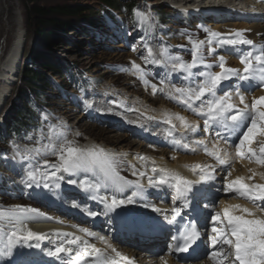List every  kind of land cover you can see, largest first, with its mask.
I'll list each match as a JSON object with an SVG mask.
<instances>
[{
    "label": "bare ground",
    "instance_id": "bare-ground-1",
    "mask_svg": "<svg viewBox=\"0 0 264 264\" xmlns=\"http://www.w3.org/2000/svg\"><path fill=\"white\" fill-rule=\"evenodd\" d=\"M167 1L169 2V4L174 5V8L177 9L180 8L185 14L191 13L197 16V18L202 17V15L206 13L211 14L215 17L227 16V12H228V10L226 9L221 10L220 8L216 6H212L211 4L209 7H206L204 9V6L200 5L205 3L204 0L201 1L200 0H167ZM223 2L228 5L229 9L233 8L232 3L238 2L240 5L246 8L245 9L246 11L243 12L245 16L241 18L237 14L242 15V13L236 12L235 10L234 13L235 15H237L234 16L233 22L235 23H231L230 20L225 21V25L217 24V26H215V29L212 28L211 32L204 31L203 35L209 36L210 33H219V34L223 33L225 37L231 36L236 40L249 39L252 40L253 42H258L263 40L264 0H223ZM15 25L17 26L16 32L13 36V41L10 45V48L8 49L4 57L3 55L0 56V110L3 107L5 108L6 104L4 105V103L6 99L8 98L9 95L11 96V85L12 82L15 80V77L18 76L20 72L19 65L21 63L19 64V61L20 60L22 61L24 49H25L24 47L26 46L25 45L26 37L21 29L22 26L21 21L18 19ZM219 26H223V28H220ZM97 27L98 26H95V28ZM93 29L94 27L91 28V32ZM237 31H239L241 35L236 36L235 33ZM204 42L201 43V46L207 48L208 54H209V48H212L215 51V49L212 46H208V43H204ZM230 47L231 46L229 45L221 44L217 48L216 53L222 54ZM141 51L139 50L138 53H141ZM151 54L153 56L157 55L155 50H152ZM134 63L139 64L137 61ZM68 65L70 66L69 63ZM145 65H146L145 68L150 69V72L146 73L145 78L152 81H156L157 77L163 72V69L154 68L152 65L146 63ZM140 66L142 67V64ZM127 75L126 77L128 79H131L132 82H128L124 87V89L129 91L132 90L134 92H130L129 95L126 93V91L119 94L125 97L127 95L128 98L131 99L129 100L131 102L130 103L131 108H137L136 110L138 111V108L142 107L143 109L139 110L138 113L150 117L152 120L151 119L149 120H151L152 123H153V119H156L154 121H162L164 123L163 125L164 130H166V128L168 129L169 127L173 128V131H170L171 133H173V137L166 140L168 147L171 148V153L167 152L166 149L162 150L158 146L154 148L152 140L147 139L145 135L144 137H142L141 132L143 130L159 131V128L162 127L160 123L156 124L154 122L155 126L153 125L154 127L153 126L150 127L149 126L151 125L150 122H148V120L146 119L147 117L145 118L144 116L146 122L142 123L143 125L140 124L139 126L140 131H138L136 125L139 122L136 116L128 117V114L126 116H123L121 113L113 111L112 107H110L109 104L108 105L105 104L106 103L105 100L108 101V98L111 99L112 102H116V103L119 102L118 104L120 105L127 104L128 99L127 98L124 99V97L123 96L121 97L120 95H113L112 92L109 94L107 93V91L104 90L102 94L101 93L95 94L94 96L98 98L101 97L105 98V100L99 102L94 101V103L91 105L90 111H87L84 100L83 102L80 103L79 107L81 110L78 114L79 118L77 123L84 120L96 126H102L110 130L112 129L114 130L113 132L116 133L115 129H117L119 132H121L122 129H124L123 126L117 125V123L119 124L122 122L124 123L123 125L126 128V133L129 135V138L126 141V137H125L126 135L122 136L120 134L118 136L114 133L113 135L115 136H113L110 134L111 131H107V132H103V134L105 135L110 134L103 136L105 138V142L106 141L113 142L112 140L115 139L117 141L115 144L118 145L119 147L118 148L115 145L119 149L118 151H116V149H113L112 147H108L107 145L109 144L104 143V141L103 143L99 144L96 141H92L89 139H85L84 143H80L81 145H79L78 148L86 149V150L103 149L105 153L109 154L112 157V160L116 156L118 157L121 156L125 158L126 162H128V164H130L131 166V168L130 166L128 167L130 168V170L127 171L128 173L125 170L121 172L119 171L120 173H122L123 177L125 178L126 177L134 178L135 176H138L137 174L140 175L142 172L145 173V170L148 171L149 173L148 177H150L151 174L158 175L159 178L161 176H165L166 178H168L170 183H168V186L163 187L162 193L163 195L164 193H169L170 196L171 194L170 191H172L173 197L168 199L166 196L161 195V197L154 199L153 201L154 205H148L146 208L144 206H140L137 204L134 205L129 204L126 199H123L125 203L119 205L118 207L108 208L104 203H101L100 200L101 198H106L107 203L111 204L112 196L106 195V193L110 191L104 189L103 187H100L99 191H97V187L92 180V177L94 179L96 178L93 176L94 172L88 174L87 176L81 173H76L74 176L71 177L65 173L63 174L65 176L64 180H57L55 183L50 184L49 188L47 189L44 188L50 198L46 199V201H41L38 203L39 207H36L39 209L37 210L38 212L23 214L22 216V219H24L23 223H21L19 220H16L15 222H11L9 220L8 214L14 213L11 211L17 212V208L15 210L12 208L14 204L11 205V208H9L10 207L9 205L8 208L11 210L7 212L3 217H0V231H2L4 227H7L9 229L8 233L3 238L0 239V264H19V263L46 264L47 262H51V264H58L59 261H60L59 264H68L69 262L68 251H65L63 253H58L55 255L50 254V253H55L56 248L60 247L61 245H64L66 249L72 248L74 250L72 256L73 259L75 258V252L78 251L84 254L85 256L84 261L92 262L95 260L94 254L91 256L89 255V252L91 250L90 249L86 250L85 247L86 244L94 245L95 248L100 249L101 252L104 253L107 260L115 261V264H154L155 263V259L148 257L143 251H146L147 249L150 248V245H145V241H147L148 244H151L153 241H165L164 237L162 239H151L149 232L147 230L153 229L155 231L157 228H159L160 232L163 233L166 232V228H165L166 225H164V223L162 224V222L164 219L169 217V215L173 212V208L176 206L174 196L176 195L175 197H177L176 189L171 186L175 184V180L171 179V177L174 175H179L183 179L189 181L193 189L201 187L200 184H196L195 182H197L196 178L199 177L198 175L200 174L205 175L204 163H203L204 160L202 158V155L197 156L192 150H188L184 148V145L186 144V141L188 140L189 137L195 139V141H200V138H198L197 135L195 134L197 131L195 132L192 131V133H189V129H185L184 127H182L180 120L176 118L177 116L184 117L187 123L193 129H195V126L198 124L196 119H194L190 115H187V113L182 110L183 106L178 102V95H176L175 99L167 100L169 98H165L164 93L168 91V89H164V91H160L157 94H155V96H153L152 88H150L151 89L150 93L148 92V94H146L144 93V91L145 90L148 91V88L145 85V82L141 81V79L139 78V74L134 73L133 71L132 73L131 72L127 73ZM135 87L137 89H135ZM137 95H139L140 98ZM92 98H93V94H91L89 97L90 104ZM140 99H142V101H144L145 103H148V106L146 105L147 106L146 107L144 104H142V101H140ZM167 101L171 102V104H173L174 107L169 108V105L165 104V102ZM239 101L240 99L233 100L232 104L240 108L239 107L240 105H238ZM156 104H159L157 108L155 106ZM103 106H105L104 109ZM243 107L244 105L242 106V108ZM88 112L93 113V115H89ZM169 119H171V124L167 122ZM71 120H72L71 118L63 117V122L65 123L61 125V128L64 130L62 133L64 137L63 144L69 142V138L82 140L85 137V134L77 133L75 129L72 130V128H74V126L77 124H74V126H72L70 124ZM2 123H4V120H2ZM86 125L88 126V124ZM89 128L90 126L88 127V129ZM77 129L80 130L81 128H76V130ZM69 130L70 133H68ZM80 131L84 133L82 130ZM137 139L140 141H138ZM176 139L180 141L178 145L175 143V141H177ZM141 140L145 141L144 142L145 144ZM126 142L127 144H125ZM134 146H136V149H133ZM202 148L203 147H201V149ZM227 157L231 159L233 155L227 156V154H225V159ZM48 158L49 160L57 159L56 156L53 157L52 155H49ZM117 160L119 161V159ZM48 164H52V163H48ZM43 165L44 164L41 163L40 159H36L32 162V164H30V170L40 169V171L37 173V175L39 176L37 177V179H39L40 176L43 174V172L47 170L42 167ZM195 165H200L201 168L194 170ZM153 168H156L158 171L156 173H153L152 171ZM260 168L261 169L263 168L262 165L257 164V167L254 168L255 171H252V173H256L255 184H264V172ZM160 169H163L164 171L160 172L159 171ZM136 170L138 171L143 170V171L138 172ZM237 170L239 169L232 168L231 177L233 180H235L237 177H241L239 174H242L243 170L241 171V173L240 172L238 173ZM134 172L136 173L135 175L133 174ZM69 178L75 179L77 183L76 184L67 183V179ZM20 180L22 183V186L20 185L21 186L20 188L23 189L22 192L28 193L30 187H28L26 184L28 180L27 174L26 173L20 174V179L17 181L18 184H20L19 182ZM142 180L145 182L146 179L143 178ZM244 180L246 183H252L247 178H244ZM81 181L83 182L81 183ZM129 187H131L132 189V187H135V185L130 184ZM207 187L208 185L205 184L204 188ZM187 191H189V186L182 184L181 194L182 192L186 193ZM191 194L193 196L192 191ZM69 195L78 198L82 204L77 206L76 205L73 206L70 204H62L60 201H62L63 196H69ZM138 198H139L138 196H135L133 197V200L138 202L139 201ZM210 198L212 201H214V193L210 195ZM233 198H241L242 200H244V202L235 201L234 205H232V203L231 205L226 204L225 208H228L231 214L245 215L244 213H241L238 208L234 207L238 205L240 207L248 208L252 210L255 213L256 217L264 218V212L257 211L252 202H250L249 200L243 197H240L239 195L233 192H228L225 195V197L222 198L221 203L224 202L227 203L228 200H231ZM194 199L200 200L201 199L200 193H197L194 196L193 200ZM208 206L211 209V212L215 214L216 211L214 210V207L211 206V203H208ZM193 208L195 209V213L197 214L203 212L201 211L202 209L207 211V209H205V205L203 204L200 205L196 204V206ZM154 209H158L159 211H154ZM53 211H56L58 215L55 214ZM91 213H96V215H92ZM46 215H49V217H47ZM204 218L205 217L203 212V216L200 221L204 222ZM245 218L251 219L253 217H249L245 215ZM107 225H109V227L112 229L110 232L108 231V229H106ZM81 229H88L93 235L88 236L87 234L82 232ZM28 231H32L36 233L39 238L34 237L31 240H22L21 237L26 236ZM13 232H15L16 235H12ZM65 234L68 235L66 236ZM167 235L168 234H166L165 237ZM76 237H79V241L76 245L70 246L67 244L68 239H74ZM137 238H141L142 243L141 241L139 242L131 241V240H137ZM139 243L140 245H136ZM131 244L136 245V247H132ZM39 245H42L43 248L49 250L48 258H46L43 255H34V257L40 259L39 260L26 259L25 257H27V255H30V252L34 253L37 251ZM154 245L160 246L159 250L157 251V255L161 256L163 253V250H161V243L156 242ZM31 247L34 248L30 249ZM218 248L219 247H217L216 249ZM113 249H115L116 251L114 252ZM117 252L120 254L119 256L116 254ZM212 262H215V260L212 259ZM171 264H182V263L172 262ZM185 264H207V263L191 260V261H187V263Z\"/></svg>",
    "mask_w": 264,
    "mask_h": 264
},
{
    "label": "rangeland",
    "instance_id": "rangeland-1",
    "mask_svg": "<svg viewBox=\"0 0 264 264\" xmlns=\"http://www.w3.org/2000/svg\"><path fill=\"white\" fill-rule=\"evenodd\" d=\"M124 1H134L135 5L133 9H139L140 13L142 14V18H138L137 16H135L133 14V9L131 12H124L122 14H119V12L113 13L112 11L108 10L111 14L117 15L118 19L113 20V17L111 15L109 16V18L102 17V22L98 25L97 28L94 27L92 32L90 30L87 31L82 27L71 29L67 33H62L65 37V41L63 40L64 42L58 43L53 48H49L36 41L35 36L32 32V27L27 22V12L22 0H0V56L3 55L4 57L8 49L10 48V45L13 41V36L16 32L17 26L15 24L18 19L22 23L21 29L26 37V46L24 47L25 49L22 63L21 61H19V64L21 63L19 65L20 72L12 82L11 96L9 95L10 97L8 96V98L6 99L4 103V105L6 104L5 108L3 107L4 109L1 108L0 110V119L3 118L6 122L11 115H15L16 109H18L23 104L21 100V102H19L16 101L15 98L18 95L20 96L21 91L25 90L27 87L25 85L23 75L24 63L30 64L33 68H36L35 64H37L38 70L41 73H44L45 76L52 82H54L55 80L56 83H60V87L62 90L61 92H59L55 87H53L52 89L50 88L48 90H43L41 95L37 96V98L40 100V105L37 106V109L41 116L39 119V128H36L35 130H32L30 132L29 139L21 140L15 138L11 134H9L6 126L2 127V130L6 132L4 133V140L0 142V202L3 201L5 204H7V210H11L9 208H11V205L14 203H16L12 206L14 210L20 203L24 204V206L20 205L23 207H39L38 203H30L31 201L27 200L29 195L35 194V190L37 187H32L30 189V192L27 191L28 193H23V189L20 188L22 186L21 180L19 181L20 184H18L17 181L20 179V174H27V172L30 170V164H32L33 162L32 160L40 159L41 163L43 164H45V162L52 164L59 163L57 159L49 160L48 156H56L52 152V149L55 148L58 152L61 148V145H64V137L62 134L64 130L61 128V125L65 124L63 122V117L71 118L72 120L70 121V124L72 126H74V124H77L74 126V128H72V130L75 129L77 133L85 134V137L82 140L69 138L71 146L78 147L79 145H81L80 143L85 142V139H89L92 141H96L99 144L103 143L104 141V143L109 144L107 145L108 147H112L113 149H116V151H118L119 147L115 144L117 142L115 139L112 140L113 142H105V138L103 137L110 134L113 135L115 133L113 132L114 130L106 129L102 126H96L84 120L77 123L79 118L78 114L80 112V103L84 100L86 106L90 108L94 101L99 102L105 100V98H98L94 96L95 94H102L103 90L107 91V93L109 94L112 92L113 95H120L119 93H122L124 91H126L128 95L130 94V92H134L132 90L129 91L124 89L128 82H132L131 79H128L126 77V75L127 73H132L134 71L132 69V62L136 61L139 63V65L142 64L141 68L144 70V72L147 70V68H145V60L142 57L149 56V48H152V50L156 51L157 55H152L155 59H161L160 52L162 49H165L166 46V51L171 54L172 58L178 56L182 58L184 62L190 63L192 60L191 49L194 44L201 45V43L205 41L204 43L211 42L212 45L217 41L216 38H209V36H211L210 34L209 36L203 35L204 31L211 32L212 28L215 29V26H217V24H224L222 23L221 20L223 19L221 18L213 19L210 16H202L197 19V16L195 15L193 16L191 14H185L182 9L174 8V5L169 4L167 0ZM204 2L206 4H211L212 6H216L222 9H226V7L228 6L223 2V0H204ZM205 3L200 5L205 6ZM64 5L83 6L84 4L80 0H39V6L43 7L44 9L55 10V8ZM86 6L89 8L88 10L92 11L102 9L96 3H89L86 4ZM232 7L240 8L242 7V5H240L238 2H234L232 3ZM158 11H165L168 14H174L178 17L171 20L170 23L164 27L165 34L159 36L158 38L160 39H157L159 41H156L153 39L155 37L152 36L151 31L154 30V26L156 25L155 13ZM144 27L147 28L146 31L144 30ZM219 27L223 28V26ZM139 50H142L141 53H138ZM202 52L205 63L211 64L213 65V67L211 69L200 68L194 71L208 70L212 72H219L220 57H209L207 55V48L205 47H202ZM32 53L38 54V56H40V58L44 60H54L57 63H59L60 61L69 63L71 71L73 72V77L71 78L68 73L63 75L61 78L53 77L52 74L41 68V64H39L38 60L33 59ZM25 57L26 61H24ZM222 57L223 60L226 59L225 67H233L236 66V64L239 66L240 64L237 53L235 51V47H232L228 51V53L224 54V56ZM164 68L167 72H172L173 70L172 65L169 64H166ZM81 76H83L84 79H81ZM169 79L171 81L170 83L163 84L161 82L146 80L147 83H145V85L147 86L148 91L145 90L144 93H150L152 84H155L159 89H162L165 86L162 91H164V89H168V91L164 93L165 98H167L174 95V88L182 87L181 83L184 84L190 82L189 80H185L184 78L183 80L180 79L179 82L173 80L172 77H169ZM85 80L86 83L84 82ZM156 81H158V78ZM83 85H85L86 88ZM79 86L82 88L81 91L78 89ZM135 89L137 88L135 87ZM91 94H93V98L90 104L89 97ZM152 95L155 96V94H153V91ZM27 96L32 100L34 94L28 93ZM120 96L122 97L123 95ZM137 96L140 98L139 95ZM123 97L124 99H128V103L125 105H120L118 104L119 102H112V100L109 98L108 101L105 100V104H109V106L112 107L113 111L121 113L123 116H126L127 114L128 117L136 116L139 122L136 125L137 127H139L140 124L146 122V119L148 120V122H150V127L153 125L155 126L154 122L156 124L160 123L161 125H164L162 121H154L156 119H153L152 123V119L150 117L138 113L139 110L143 109L142 107L138 108V111L136 110L137 108H131V102L129 101L131 99L128 98L127 95L126 97ZM140 101H142V99H140ZM142 104L148 106V103H145L144 101H142ZM165 104L169 105V108L174 107L171 102L167 101L165 102ZM155 106L157 108L159 104H156ZM104 107L105 106H103V109ZM88 114L93 115V113L91 112H88ZM144 116L145 118H147L145 119ZM86 124H88V126ZM123 124L124 123L122 122L119 124L117 123L118 126H123L124 129H122L121 132L115 129V134L118 136L120 134L122 136L126 135L125 137L127 141L129 135L126 133V128ZM89 126L90 128L88 129ZM76 128H81L80 130H82L84 133H82L79 129L76 130ZM107 131H111L110 134H103V132ZM162 131V128H160L159 132L162 133ZM159 132L156 133L159 134ZM68 133H70V130L68 131ZM159 138V140H162L160 134ZM144 142L145 141H143V143ZM125 144H127V142ZM157 146L167 148V146L165 145L161 146L153 144L154 148H156ZM133 149H136V146H134ZM19 153L20 155L26 157L27 164L21 168H16L13 165L14 163L10 162V160L6 159L5 157L13 158V156ZM116 158L119 159V161ZM113 166L115 172L118 173L119 176L122 174L120 173L121 171L125 170L127 172L131 168L130 164H128L125 158L121 156L114 157ZM129 166L130 168H128ZM142 171L143 170H139L138 172ZM145 173H143V175L137 174L138 176L136 177L138 178L131 179L134 181H140L141 177L143 178V176H145ZM37 177L39 176L37 175ZM120 177H122V175ZM145 188H142L143 191H145L144 194L149 191L148 187ZM154 191H156L155 188ZM155 193L157 197L160 196L158 192ZM44 194L45 193H43L41 198L46 197L44 196ZM18 197L22 199V202L16 200V198ZM149 199L152 200V198ZM53 212L58 215L56 211Z\"/></svg>",
    "mask_w": 264,
    "mask_h": 264
},
{
    "label": "snow or ice",
    "instance_id": "snow-or-ice-1",
    "mask_svg": "<svg viewBox=\"0 0 264 264\" xmlns=\"http://www.w3.org/2000/svg\"><path fill=\"white\" fill-rule=\"evenodd\" d=\"M133 14L138 18H142V14L139 9H133ZM213 37H219V33H210ZM236 36L241 35L239 31L235 33ZM222 45H229L233 48L237 45L244 46L250 45L254 46V42L249 39L236 40L235 38L228 36L221 39ZM203 43V42H202ZM211 43V42H209ZM182 47V46H181ZM135 50V49H133ZM243 51V49H242ZM152 50L149 48V56L142 57L146 64H152L154 68H160L166 66V64L171 63L172 72L164 71L157 78L160 82L170 83L169 77L174 79H181L185 76L189 79L190 83L187 87H176L174 92L178 95V102L185 106L187 110L193 112L194 114L200 116L204 120V132L215 131L217 126H223L227 129L228 134L222 135L220 131H215L216 136L222 139L226 144L235 147L236 155L240 158H246L249 160H254L257 164L264 165V142L260 144L259 151L257 152L251 147L254 139L257 135L264 136V97L254 99L250 109L247 104H245L244 98L240 96V103L244 105L243 108H238L234 104L230 103L231 100L230 92L233 88L236 90L237 94H240V89L246 84L249 88L261 87L264 88V71H261V79L257 80L255 75L258 68L264 69V48H261L258 52L248 51L247 54L239 55L240 63L243 65V73L237 71L236 69L225 67L223 57H220L219 72H212L208 70L194 71L196 69H211L213 65L206 64L204 61V56L202 52V46L194 44L191 49L192 60L190 63L184 62L180 57L172 58L171 54L162 49L160 52L161 59H155L151 54ZM215 51L209 48V55H214ZM132 69L134 73L139 74V78L145 83V72L139 64L132 62ZM155 74V73H154ZM198 78H200L198 80ZM240 81L244 84H229L228 91H224V94L217 98V93L222 91L225 87L226 81ZM198 81V82H197ZM153 94H157L162 91L158 89L155 84L151 85ZM170 99H175L169 96ZM196 102H200L197 106ZM180 120L181 126L185 129H189L193 132L197 129L191 128L184 117L177 116ZM171 124V119L167 121ZM230 122V123H229ZM178 145L179 140L175 141ZM199 144H203L204 141H198ZM187 144L184 145L186 149ZM207 151V149H205ZM52 152L56 155L58 164H45L42 166L47 169L43 172L39 179H37V173L40 169L29 170L27 172L28 180L26 182L28 187H41L47 189L50 184L55 183L57 180H64L65 176L63 174H68L70 177L74 176L76 173H81L88 175L90 173H97L100 179L105 181L103 187L112 193L111 204L107 203L106 198H101L100 202L104 203L106 207L113 208L125 203L123 199H117L118 195L122 193L118 190H113L114 186L118 188H123L125 185L131 182L124 180L122 177L115 172L113 166L112 157L105 153L103 149L100 150H86L78 147L71 146V142H67L61 145L60 150L57 152L55 148ZM212 155V153H208ZM215 159L221 165L220 171H226V160L222 159L219 152L216 153ZM201 168L200 165H195V169ZM153 173L158 170L156 168L152 169ZM163 172V169L159 170ZM214 171L209 172L206 176L201 175L200 181L195 182L200 184L201 187L193 188L190 182L183 179L179 175H174L171 179L175 180V184L171 185L176 189L177 197L181 195V185L189 186V191H192L193 196L197 193L203 194L205 191L204 185L209 184L215 180ZM59 174V175H58ZM136 174L135 172L133 173ZM230 175V172L228 173ZM140 175H143L141 173ZM256 173H253L255 176ZM253 176H249L247 179L252 180ZM227 177H225V180ZM83 181H81L82 183ZM67 183L76 184L75 179H67ZM170 183L168 178L161 176L159 179L149 178V187L158 188L163 190V187ZM59 186V185H57ZM97 191H99L100 185L99 180L97 181ZM136 187L143 192L140 185ZM223 190L225 193L233 192L240 197H243L253 203L257 211L264 212V184L246 183L243 177H237L235 180L227 182L224 184L223 189H216V192ZM150 194V193H149ZM135 195V193H134ZM128 203H133L131 197L127 198ZM17 212L8 214L9 220L15 222L19 220L21 223L24 222L22 219L25 213H36L37 209L28 208L25 209L22 206H16ZM239 209L241 213L246 216L253 217L251 219L245 218V215H233L228 208L223 210V218H221L220 213L213 214L208 204L205 205L204 212L205 223H211V231L215 235L210 237L213 251L210 253V258L216 261V264H222L223 259H227L228 255H232L234 259L232 264H264V218L256 217L255 213L248 209L240 206H234ZM154 211H159L154 209ZM176 216L180 215V210L178 208H173ZM96 215V213H91ZM5 212L0 211V217L4 216ZM226 221V223H225ZM217 224L221 226H217ZM207 230V229H205ZM82 232L88 236L93 234L88 229H81ZM12 235H16L15 232ZM59 235V234H58ZM66 236L68 234H65ZM34 237L39 238L38 235L32 231H28L26 236H22V240H31ZM103 239V238H101ZM202 239V236L197 230V225L193 224V231L191 236L185 239V247H179V251H188L193 245L197 244ZM79 241V237L74 239H68V245H76ZM223 245H227L231 249V253H225ZM86 250L90 249L89 255L94 254V259L96 264H115V261H108L104 253L100 249L95 248L94 245L86 244ZM219 247V251L215 249ZM68 251L69 264H79V262L85 260V256L82 252H75V258L73 259V249H66L64 245L56 248L55 253L58 254ZM115 252L116 250L113 249ZM120 255L118 252L116 253ZM223 254V255H222ZM209 255V253H205Z\"/></svg>",
    "mask_w": 264,
    "mask_h": 264
},
{
    "label": "trees",
    "instance_id": "trees-1",
    "mask_svg": "<svg viewBox=\"0 0 264 264\" xmlns=\"http://www.w3.org/2000/svg\"><path fill=\"white\" fill-rule=\"evenodd\" d=\"M26 12L27 22L32 27L33 35L36 41L40 42L43 46L53 48L58 43L65 40L64 34L74 28H83L91 31V28L101 23L102 17L111 15L116 17L113 13L131 12L134 8V1L128 2L124 0H80L85 5H64L54 9H44L39 6V0H22ZM96 3L99 5V10H88L86 4ZM157 24L154 26L155 32L164 33V27L170 23L171 20L177 16L168 14L165 11L156 12ZM62 34V35H61ZM64 40V41H63ZM40 55V54H39ZM33 59L38 60L41 68L52 74L53 77L61 78L64 73L71 72V67L68 63L60 61L57 63L54 60L41 59L38 54L32 53ZM26 61V57L24 58ZM33 68L30 64L24 63L23 75L24 82L27 86L25 90L21 91L20 96H16L15 100L23 102L22 106L16 109L15 115H11L5 122L8 132L18 139H29L30 132L39 127V111L37 106L40 105V96L43 90L52 89L56 84L49 80L44 73L38 70V65ZM40 67V66H39ZM84 79L83 76H81ZM58 91H61L60 85ZM28 93L34 94L33 99H29ZM21 100V101H20ZM0 133V140H1Z\"/></svg>",
    "mask_w": 264,
    "mask_h": 264
}]
</instances>
